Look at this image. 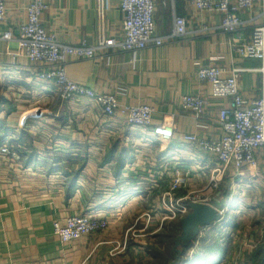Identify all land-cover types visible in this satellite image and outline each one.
<instances>
[{
  "label": "crops",
  "instance_id": "0c3cea01",
  "mask_svg": "<svg viewBox=\"0 0 264 264\" xmlns=\"http://www.w3.org/2000/svg\"><path fill=\"white\" fill-rule=\"evenodd\" d=\"M44 1L43 27L63 45L93 47L101 37H123L120 0ZM30 2L6 0L0 34L18 35ZM155 4L158 37L172 35L175 17L186 20L188 34L161 47L110 48L66 64L68 78L80 86L112 94L122 106L154 107L149 128L130 126L122 115L108 117L88 100H60L55 83L41 80L40 65L19 56L17 42L0 44V145L11 150L0 155V264H132L131 244L116 245L122 246L129 220L155 188L161 196L178 175L186 179L183 194L208 186L218 162L185 138H221L219 110L228 102L212 100L211 86L198 72L205 67H220L225 77L237 72L244 98L261 97L262 61L239 57L231 45L251 40L264 26V0L239 12L245 27L236 34L222 29L221 12H200L191 0ZM186 95L211 100L208 115L197 119L183 111ZM163 126L173 129L172 139L155 135ZM258 160L256 170L264 174V156ZM243 170L231 169L226 179ZM74 216L107 220L109 228L64 245L54 224Z\"/></svg>",
  "mask_w": 264,
  "mask_h": 264
},
{
  "label": "built area",
  "instance_id": "2783aa9c",
  "mask_svg": "<svg viewBox=\"0 0 264 264\" xmlns=\"http://www.w3.org/2000/svg\"><path fill=\"white\" fill-rule=\"evenodd\" d=\"M200 12H221L224 15L222 29L229 34H236L245 27L239 16L242 10H250L263 0H191ZM124 14L123 37L121 40L101 37L96 46L81 44L68 46L61 44L55 35L48 34L42 24V15L48 8L44 0H31L27 8V19L19 28L16 36L12 30L0 34V44L17 42L19 56L40 65L41 80L54 82L58 97L64 101L88 100L101 107L108 117L122 115L130 126L149 128L153 125L155 109L149 105L122 106L112 94H102L72 82L66 73V64L74 60H90L106 49L116 48L126 52L142 51L150 46L161 47L168 39L183 38L188 34L187 22L182 17H175L174 31L168 38L158 37L155 24V0H120ZM6 20V0H0V24ZM232 50L241 58L260 59L262 68L261 97L247 101L239 87L237 72L225 77L220 67L200 68L198 77L211 86L212 100L228 102L219 110V120L223 130L221 138L213 141L188 136L186 141L194 144L200 152L210 155L218 162L211 171L207 187L186 200L178 201V207L171 212L186 214L194 199L203 196L210 201L223 184L227 173L234 169L241 171L249 168L256 170L259 155L264 156V26L256 28L251 40H241L232 44ZM181 109L192 113L197 119L208 115L211 100L198 95H186L181 99ZM155 135L161 140H170L173 129L168 126L155 129ZM7 143L0 145V155H10ZM13 157L17 158L16 154ZM186 179L176 176L171 183L170 192L178 190ZM198 195V196H195ZM188 201V202H187ZM187 203V204H186ZM198 204H207L198 201ZM212 206V205H211ZM55 236L64 245L71 244L96 232L107 229L103 219L90 216H75L54 224Z\"/></svg>",
  "mask_w": 264,
  "mask_h": 264
},
{
  "label": "rangeland",
  "instance_id": "374dc122",
  "mask_svg": "<svg viewBox=\"0 0 264 264\" xmlns=\"http://www.w3.org/2000/svg\"><path fill=\"white\" fill-rule=\"evenodd\" d=\"M170 187L171 184L161 196L157 194L160 188H155L157 191L154 190L150 201L143 203L140 209L137 208L129 220L122 246L116 245L121 249L131 244L132 264H163V259L171 262L172 254H179L183 249V246H176V241L182 235L177 238L175 224L186 218L191 210L186 214L176 215L171 210L178 207V201L186 200L202 189H190V193L183 194L182 190L186 187L184 183L169 197L166 194L170 192ZM194 200L212 205L223 216L221 221L211 227L201 229L193 248L184 256L185 259L191 260L204 254L202 250L219 245L225 247L226 251L218 264H254V254L264 242V174L246 168L225 178L210 201L203 196L200 200L198 197ZM129 205L130 203L124 204L123 207ZM104 222L107 229L95 234L108 230L109 223L107 220ZM141 243H146L144 250L139 247Z\"/></svg>",
  "mask_w": 264,
  "mask_h": 264
},
{
  "label": "water",
  "instance_id": "95a60500",
  "mask_svg": "<svg viewBox=\"0 0 264 264\" xmlns=\"http://www.w3.org/2000/svg\"><path fill=\"white\" fill-rule=\"evenodd\" d=\"M189 207L191 213L181 221L183 235L176 241V246L194 242L201 229L222 220V213L211 205L191 203Z\"/></svg>",
  "mask_w": 264,
  "mask_h": 264
},
{
  "label": "trees",
  "instance_id": "16d2710c",
  "mask_svg": "<svg viewBox=\"0 0 264 264\" xmlns=\"http://www.w3.org/2000/svg\"><path fill=\"white\" fill-rule=\"evenodd\" d=\"M222 194L223 193H221V195ZM214 224H212V225H214ZM211 226H209V227H211ZM175 228H176L175 233H177L176 234L177 238L180 235H183L181 222L178 224H175ZM205 228H208V227H205ZM194 242L187 243L186 246H183V249L181 252H179V254H175V255L172 254V257L170 259V260H172L171 262H166V259L165 260L163 259V261H162L163 264H218L221 261L222 257L224 256V253L226 251L225 247H223V246L221 247L219 245H216V246L214 245L211 248H206L207 250H202L204 252V254H202V255L199 254L195 258H193L191 260H187V259H185L184 256H187L188 252L193 248ZM215 248H219V249H215ZM253 259H254L253 260L254 264H264V242L259 247L258 251L254 254ZM170 260H167V261H170Z\"/></svg>",
  "mask_w": 264,
  "mask_h": 264
}]
</instances>
